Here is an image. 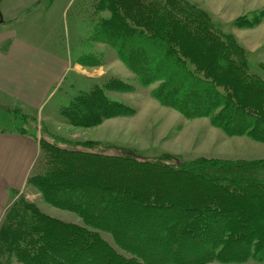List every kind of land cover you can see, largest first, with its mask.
<instances>
[{"label": "trees", "instance_id": "trees-1", "mask_svg": "<svg viewBox=\"0 0 264 264\" xmlns=\"http://www.w3.org/2000/svg\"><path fill=\"white\" fill-rule=\"evenodd\" d=\"M130 1L96 2L93 41L111 46L140 85L157 82L150 93L161 105L264 143V77L250 71L235 37L191 0ZM101 6L109 16L99 14ZM263 18L257 9L233 24L252 28ZM88 53L79 62L97 65V53ZM90 83L60 105L70 125L136 112L107 94L132 91L131 82L102 75ZM14 118L20 123L10 131L34 136L21 129L23 114ZM74 144L40 137L24 187L80 222L51 216L18 194L0 219V264H264V159L147 158L130 147L109 154L100 150L109 144ZM168 175L195 181L194 195L161 192L156 180Z\"/></svg>", "mask_w": 264, "mask_h": 264}, {"label": "rangeland", "instance_id": "rangeland-1", "mask_svg": "<svg viewBox=\"0 0 264 264\" xmlns=\"http://www.w3.org/2000/svg\"><path fill=\"white\" fill-rule=\"evenodd\" d=\"M37 1V0H35ZM38 0L36 6H30L23 16L14 22L0 24V34L15 35L38 44L57 54H66L73 69L60 80L54 97L44 109L30 111L25 106L14 104L3 106L5 96L0 95V130H12L20 120L15 114H23L26 123L21 129L33 133L37 140L40 137L53 140L61 146L76 147L74 143L92 140L109 144L111 147L100 150L109 154L122 153L125 147L139 156L153 158L168 153L180 155L184 159L196 157L220 159H264V143L255 141L246 135L228 136L219 128L212 126L206 117L186 119L177 110L161 105L151 96L157 82L148 86L140 85L134 73L116 56L114 49L101 42L93 41L91 24L97 20L94 12L96 4L108 3L110 6H130V0ZM204 9L214 26L224 33L232 34L247 54L249 69L264 77V18L252 28H238L233 20L241 15H248L257 9H264V0H191ZM21 0H2L1 10L5 14L20 12L29 6H19ZM13 4V6H10ZM18 6H14L17 5ZM30 4L31 1H30ZM102 6L99 8L101 10ZM93 13V15H92ZM101 16H109L110 11L103 9ZM17 15V14H16ZM95 16V17H94ZM89 51L95 55L97 65L82 64L79 60L87 59ZM103 66V67H100ZM89 67L98 68V77L114 75L131 82L132 91H108L111 99L122 101L135 108L131 116H116L104 119L92 127L70 125L63 117L60 105L75 94L79 88L87 87L92 78L82 73ZM96 76V75H95ZM92 76V77H95ZM95 80V79H94ZM29 123V124H28ZM159 189L170 195L187 191L192 197L197 189L196 182L190 178L168 175L157 178ZM22 193L29 201L35 203L47 214L65 221L80 222L76 212L61 209L47 203L41 194L33 188L23 187ZM103 235L110 240L108 234ZM14 264H20L14 261ZM205 264H236L212 261Z\"/></svg>", "mask_w": 264, "mask_h": 264}, {"label": "crops", "instance_id": "crops-1", "mask_svg": "<svg viewBox=\"0 0 264 264\" xmlns=\"http://www.w3.org/2000/svg\"><path fill=\"white\" fill-rule=\"evenodd\" d=\"M10 34H0V95L6 100L2 105L20 104L32 112L44 109L68 69L74 71V62L69 65L66 54ZM98 68L89 67L82 73L93 81L98 78ZM37 152L34 136L0 131V219L24 187Z\"/></svg>", "mask_w": 264, "mask_h": 264}, {"label": "flooded vegetation", "instance_id": "flooded-vegetation-1", "mask_svg": "<svg viewBox=\"0 0 264 264\" xmlns=\"http://www.w3.org/2000/svg\"><path fill=\"white\" fill-rule=\"evenodd\" d=\"M30 1L32 4H30ZM38 4V0H21L20 5L19 6H29L27 8H24L25 10H21L20 12H13L12 14H5L1 8H0V24H3L5 22H14L16 20V18H19L21 16H23L24 14H26L25 12L28 11L30 9V6H36ZM0 6H2V0H0ZM10 6H13V4H11ZM14 6H18L14 5ZM17 14V15H16Z\"/></svg>", "mask_w": 264, "mask_h": 264}]
</instances>
